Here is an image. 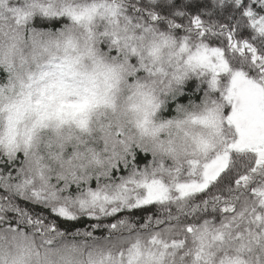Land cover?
<instances>
[{"label": "snow or ice", "instance_id": "6c2138e0", "mask_svg": "<svg viewBox=\"0 0 264 264\" xmlns=\"http://www.w3.org/2000/svg\"><path fill=\"white\" fill-rule=\"evenodd\" d=\"M0 264H264V0H0Z\"/></svg>", "mask_w": 264, "mask_h": 264}, {"label": "trees", "instance_id": "16d2710c", "mask_svg": "<svg viewBox=\"0 0 264 264\" xmlns=\"http://www.w3.org/2000/svg\"><path fill=\"white\" fill-rule=\"evenodd\" d=\"M206 92H210L207 79L206 78H197L191 77L185 81L184 85H182V93L180 96L176 98V100H172L167 103L166 109H168L167 114H170V117L175 114V109L171 110V107L175 108L176 103H189L192 102H200L202 97ZM143 157V154H141ZM143 159H141V163H143ZM83 227L84 225H79Z\"/></svg>", "mask_w": 264, "mask_h": 264}, {"label": "clouds", "instance_id": "9594fccd", "mask_svg": "<svg viewBox=\"0 0 264 264\" xmlns=\"http://www.w3.org/2000/svg\"><path fill=\"white\" fill-rule=\"evenodd\" d=\"M215 98H217L216 97V94L211 93V92H208V99L209 100L215 99ZM161 99L162 100H165L166 103L164 105H162L161 110L156 114V119H158V120L159 119H169L168 117H165L163 115V111L166 110L167 103L170 102V101H172L171 100V97L161 96ZM184 106L185 107L183 109H181L179 112H176V110H175V114L174 115H177V116H179V118L183 119L184 118V115H185V110L186 111H189V112H197V113L200 112L201 108L203 107L202 99H201L200 102H194V104L193 103H190V102L189 103H185ZM172 131H173L174 134H176L175 128H173ZM178 140H179V135H178Z\"/></svg>", "mask_w": 264, "mask_h": 264}, {"label": "rangeland", "instance_id": "374dc122", "mask_svg": "<svg viewBox=\"0 0 264 264\" xmlns=\"http://www.w3.org/2000/svg\"><path fill=\"white\" fill-rule=\"evenodd\" d=\"M173 109H175V108L171 107V110H173ZM167 111H168V109L164 110V111H163V115H164L165 117L170 118V114H167Z\"/></svg>", "mask_w": 264, "mask_h": 264}]
</instances>
